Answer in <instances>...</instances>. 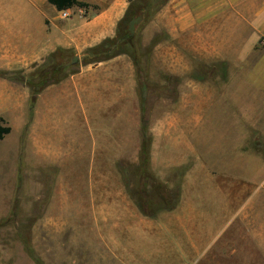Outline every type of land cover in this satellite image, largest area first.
<instances>
[{
  "label": "crops",
  "instance_id": "crops-1",
  "mask_svg": "<svg viewBox=\"0 0 264 264\" xmlns=\"http://www.w3.org/2000/svg\"><path fill=\"white\" fill-rule=\"evenodd\" d=\"M81 1L92 6L70 8L71 17L61 20L49 0H0V70L29 73L58 47L73 48L82 57L113 37L129 0ZM161 31L168 41L158 40L151 54L163 56L162 70L177 76L180 94L193 82L196 109L177 115L178 131L193 136L192 142H179L178 157L171 160L164 137L169 113L161 124V142L152 123V170L172 186L164 168H183L177 180L180 199L175 209L156 217L143 215L133 199V264H264V0H169L146 26L144 42L149 45ZM207 66L215 73L204 81ZM154 67L151 62V78ZM189 72L201 75L186 78ZM0 79L24 85L30 99L27 85ZM165 81L162 86L169 85ZM205 82L209 95L202 92ZM47 89L37 99L35 122L44 118L54 125L63 144L65 110H81L79 143L90 167L120 164L123 133L127 143L128 135L135 136L139 151L136 70L129 55L83 65ZM238 102L242 111L235 110ZM76 141L65 149L76 148ZM98 176L100 182L109 179L102 172Z\"/></svg>",
  "mask_w": 264,
  "mask_h": 264
},
{
  "label": "rangeland",
  "instance_id": "rangeland-1",
  "mask_svg": "<svg viewBox=\"0 0 264 264\" xmlns=\"http://www.w3.org/2000/svg\"><path fill=\"white\" fill-rule=\"evenodd\" d=\"M143 32L142 43L147 47L151 41L149 45L144 42ZM166 38V32L157 33L158 43L168 41ZM151 62L156 63L150 77L153 83L161 87V82L168 78L169 85L163 87H171L177 81V76L167 75L162 70V55L151 54L149 73ZM198 75L201 72H195V75L189 72L186 78L194 79ZM203 79L207 81L210 76L204 78L203 74ZM205 83L202 92L209 95L210 85ZM191 84L186 85L182 94L177 88L175 93L168 90L170 95L162 90L159 95L147 98L150 101L147 104L150 131L153 134L154 122L159 142L162 141V121H166L169 113L170 129L164 137L170 144L171 160L178 157L179 144L192 142L193 135L179 132L177 127L179 112L196 109L193 82ZM27 90L22 84L0 79L1 124L11 127L9 133L0 137V264H133V230L129 228L133 221V198L127 183L136 186V176L130 172L139 163L140 149L135 150V136L128 135L131 142L127 143V134L123 133L120 164L112 168H92L87 152L81 150L79 143L82 138L81 110H74L75 113L65 110L63 133H59L65 143L60 144L54 125L44 122V118L42 123L35 122V107L31 110ZM46 93L49 95L50 91ZM53 93L60 96L57 89ZM137 96L141 148L142 113L138 88ZM242 102L235 105L236 111H242ZM208 105V102L202 103L201 109L208 110ZM222 106L219 104V112L223 111ZM62 107L68 108V105ZM186 130L189 131L187 125ZM71 139L78 141L74 144L77 147L65 149ZM159 157L165 159L162 151ZM192 162L190 158L186 164ZM100 172L109 177L107 182L99 181ZM164 172L165 179L177 186L183 168L171 164ZM155 264L159 262L156 260Z\"/></svg>",
  "mask_w": 264,
  "mask_h": 264
},
{
  "label": "trees",
  "instance_id": "trees-1",
  "mask_svg": "<svg viewBox=\"0 0 264 264\" xmlns=\"http://www.w3.org/2000/svg\"><path fill=\"white\" fill-rule=\"evenodd\" d=\"M57 9H70L73 7L90 8L92 5L81 0H49ZM169 2V0H129L124 16L119 20L116 34L107 37L99 44L87 49L81 57L73 48L58 47L51 52L45 61L33 71L25 73L23 70H0V77L24 83L30 89V108L34 109L37 99L42 91L49 85L59 83L68 76L80 71L83 65L95 64L108 60L117 55L127 54L134 63L136 70L137 88L141 101V148L139 163L133 166L131 173L136 176V186L128 185V192L135 200L143 215L156 217L163 210H173L180 199V188L169 186L161 182L152 171V144L153 134L150 131L149 117L147 115L148 96L159 95V92L177 91V82L171 87H163L153 83L150 79L149 63L151 50L157 43L153 39L147 47L142 43L143 29L150 23L155 15ZM97 7V6H93ZM224 64V62H223ZM205 75H212L215 70L207 66ZM168 88V89H167ZM168 91V94L170 95ZM0 118V137L11 131L10 126H3ZM185 170L188 166H185Z\"/></svg>",
  "mask_w": 264,
  "mask_h": 264
},
{
  "label": "built area",
  "instance_id": "built-area-1",
  "mask_svg": "<svg viewBox=\"0 0 264 264\" xmlns=\"http://www.w3.org/2000/svg\"><path fill=\"white\" fill-rule=\"evenodd\" d=\"M72 15V12L70 9H62L60 10V18L61 19H68Z\"/></svg>",
  "mask_w": 264,
  "mask_h": 264
}]
</instances>
